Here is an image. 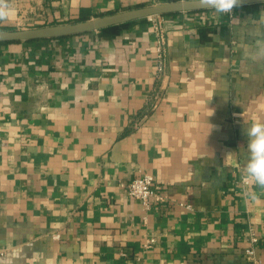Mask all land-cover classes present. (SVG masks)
<instances>
[{"label":"crops","instance_id":"crops-1","mask_svg":"<svg viewBox=\"0 0 264 264\" xmlns=\"http://www.w3.org/2000/svg\"><path fill=\"white\" fill-rule=\"evenodd\" d=\"M171 1L9 0L0 29ZM153 22L166 35L158 77ZM254 121L264 3L0 44V264H252L251 233L264 264V188L253 201L241 185ZM144 174L163 197L147 213L126 193Z\"/></svg>","mask_w":264,"mask_h":264},{"label":"water","instance_id":"water-1","mask_svg":"<svg viewBox=\"0 0 264 264\" xmlns=\"http://www.w3.org/2000/svg\"><path fill=\"white\" fill-rule=\"evenodd\" d=\"M262 3H264V0H242L239 7ZM207 10L214 9L202 6L201 0H179L138 7L75 23L20 30L0 29V44L63 39L70 36L100 31L111 26H117L153 16H169L179 13L202 12Z\"/></svg>","mask_w":264,"mask_h":264},{"label":"clouds","instance_id":"clouds-1","mask_svg":"<svg viewBox=\"0 0 264 264\" xmlns=\"http://www.w3.org/2000/svg\"><path fill=\"white\" fill-rule=\"evenodd\" d=\"M241 3L242 0H201L202 6L224 14L231 13ZM13 15L14 10L9 0H0V22L10 21ZM243 134L247 138V158L243 167L242 183L247 186L246 198L257 201L258 194L254 189L264 188V122L245 124Z\"/></svg>","mask_w":264,"mask_h":264},{"label":"built area","instance_id":"built-area-1","mask_svg":"<svg viewBox=\"0 0 264 264\" xmlns=\"http://www.w3.org/2000/svg\"><path fill=\"white\" fill-rule=\"evenodd\" d=\"M229 18H232V12L227 13ZM154 35H155V71L157 77L160 76L165 68L167 48H166V35L161 28L159 22L152 23ZM241 185L246 187L242 183ZM126 193L133 199L139 201L142 209L147 213L152 204L161 200L163 197L160 193V186H158L151 175L144 174L140 177L134 178L126 184ZM145 220V217H144ZM250 246L246 249V255L252 264H263L255 257L254 245L257 243V237L255 233H251L249 237ZM154 244V238H146L142 243L144 250L150 249Z\"/></svg>","mask_w":264,"mask_h":264},{"label":"trees","instance_id":"trees-1","mask_svg":"<svg viewBox=\"0 0 264 264\" xmlns=\"http://www.w3.org/2000/svg\"><path fill=\"white\" fill-rule=\"evenodd\" d=\"M163 17H165V16H163Z\"/></svg>","mask_w":264,"mask_h":264}]
</instances>
